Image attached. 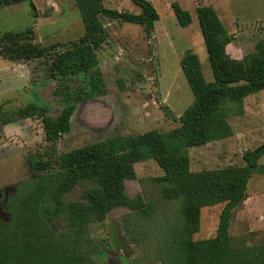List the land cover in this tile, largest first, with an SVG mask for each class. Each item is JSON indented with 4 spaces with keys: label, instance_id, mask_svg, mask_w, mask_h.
<instances>
[{
    "label": "trees",
    "instance_id": "obj_1",
    "mask_svg": "<svg viewBox=\"0 0 264 264\" xmlns=\"http://www.w3.org/2000/svg\"><path fill=\"white\" fill-rule=\"evenodd\" d=\"M25 1L33 11L30 0H0V8ZM129 1L139 9L138 14L107 9L102 0H74L83 33L61 50L56 45L40 47L33 43L30 28L0 34L3 60H42L46 77L52 80L85 76V86L74 91H69L67 85L62 87L64 106L56 117L46 115L44 106L27 104L0 111V126L39 119L44 141L50 143L52 153V147L69 131L75 104L105 92L95 55L107 39L100 18L138 25L150 38L156 12L147 0ZM169 7L179 27L189 25L187 11L175 2ZM194 16L212 81L202 80L195 54L181 56L178 66L192 103L178 117L164 111L177 126L163 133L149 130L112 136L52 159L29 157L32 180L18 183L4 201L9 218L6 223L0 221V264H98L86 251L90 241L88 226L102 222L115 208H125L150 220L160 264H264L260 247H234L227 234L234 210L245 199L250 174L261 169L257 160L264 155V142L242 153V166L191 172L186 154L188 148L229 137V107L236 104L234 109L240 114L242 99L264 90V38L241 59H231L225 47L233 36L225 31L214 10L196 6ZM53 93L58 95L59 90ZM146 160H152L160 169L161 176L151 181L159 187L164 201L178 203L174 212L158 217L141 196L125 194L124 182L135 177L133 165ZM218 204L222 207L214 236L194 240L200 210ZM125 233L131 243L147 237L131 229H125Z\"/></svg>",
    "mask_w": 264,
    "mask_h": 264
},
{
    "label": "rangeland",
    "instance_id": "obj_2",
    "mask_svg": "<svg viewBox=\"0 0 264 264\" xmlns=\"http://www.w3.org/2000/svg\"><path fill=\"white\" fill-rule=\"evenodd\" d=\"M30 1L33 11L26 1L0 8V34L30 28L33 43L40 47L56 45L57 50L82 35L74 0ZM147 1L157 14L149 39L138 25L100 18L107 39L95 55L105 92L75 104L69 118V131L52 147V153L50 143L44 141L39 119L17 120L3 126L4 135L0 133L2 223L9 218L4 207L6 198L14 193L18 183L32 180L27 164L29 157L52 159L112 136H130L149 130L163 133L177 126L164 111L178 117L192 103V95L178 66L181 56L188 52L195 54L202 80L212 81L194 16L196 6L211 7L225 31L233 36L225 47L231 59H241L264 38V0ZM172 2L187 11L191 20L188 26L181 28L176 24L169 7ZM102 5L110 10L139 13L129 0H102ZM64 85L74 91L85 86V76L78 74L52 80L46 77L42 60L9 62L0 58V111L32 104L44 106L45 114L54 118L64 106ZM55 89L59 90L58 95H54ZM235 105L229 107L231 113L226 119L231 129L229 137L186 150L189 171L242 166V153L264 142V90L244 97L240 114L236 113ZM257 164L261 169L250 174L245 199L234 210L227 234L234 247H260L264 262V155ZM53 167L56 164L53 163ZM133 170L134 179L124 182L127 196H141L158 217L177 209L178 203L164 201L159 187L151 181L161 176L152 160L135 163ZM221 207L222 204H218L200 210L194 240L214 236ZM151 226L150 220L125 208H115L102 222L88 226L90 241L86 251L98 264H160L158 245L150 234ZM125 229L147 237L131 243Z\"/></svg>",
    "mask_w": 264,
    "mask_h": 264
},
{
    "label": "crops",
    "instance_id": "obj_3",
    "mask_svg": "<svg viewBox=\"0 0 264 264\" xmlns=\"http://www.w3.org/2000/svg\"><path fill=\"white\" fill-rule=\"evenodd\" d=\"M230 44V43H229ZM227 46V45H226ZM227 54V53H226ZM257 93V92H256ZM243 112V111H242ZM3 126H6V125H3ZM3 126H0L1 128H2V132H0L1 133V135H4V129H5V127L3 128ZM262 157V156H261ZM258 161V160H257ZM243 202V201H242ZM195 235V234H194Z\"/></svg>",
    "mask_w": 264,
    "mask_h": 264
}]
</instances>
